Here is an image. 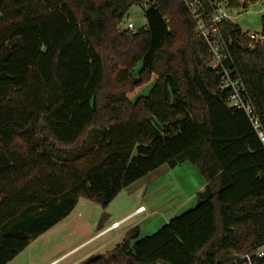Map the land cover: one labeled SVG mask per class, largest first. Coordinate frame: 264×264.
Segmentation results:
<instances>
[{"label":"trees","instance_id":"16d2710c","mask_svg":"<svg viewBox=\"0 0 264 264\" xmlns=\"http://www.w3.org/2000/svg\"><path fill=\"white\" fill-rule=\"evenodd\" d=\"M247 10L259 0H222ZM134 5L146 25L124 28ZM264 23V16L262 18ZM264 127V44L226 22ZM184 0H0V264L63 221L189 160L206 185L157 232L79 264H241L264 243V145L231 107ZM141 78L136 84L134 79ZM156 76L148 95L128 94ZM253 264H264V256Z\"/></svg>","mask_w":264,"mask_h":264},{"label":"rangeland","instance_id":"374dc122","mask_svg":"<svg viewBox=\"0 0 264 264\" xmlns=\"http://www.w3.org/2000/svg\"><path fill=\"white\" fill-rule=\"evenodd\" d=\"M146 6L134 5L125 23L131 20L136 28L146 25ZM232 22L244 31L260 32L263 28L264 6L262 0L247 10L230 9ZM136 84L141 82L140 77ZM156 76L144 85L137 86L128 97L134 102L148 95ZM206 182L200 166L189 160L172 167L165 164L145 177L125 187L117 197L103 207L86 198H80L68 216L56 226L33 238L10 264H45L74 249L59 264H79L95 254H109L126 239V231L138 226L139 235L133 240L157 232L171 218L193 208L198 203L197 194ZM148 208L138 217L113 228L112 223L138 206ZM143 213V214H142ZM112 223V224H111ZM112 227V228H111Z\"/></svg>","mask_w":264,"mask_h":264},{"label":"built area","instance_id":"2783aa9c","mask_svg":"<svg viewBox=\"0 0 264 264\" xmlns=\"http://www.w3.org/2000/svg\"><path fill=\"white\" fill-rule=\"evenodd\" d=\"M195 23L197 32L202 37L212 55L211 68L220 72V88L228 91V102L231 107L242 109L247 114L250 122L256 130L261 142L264 145V127L254 109L247 88L244 85L237 69L229 68L225 65V60L229 55L227 38L223 31L226 22H232V15L226 3L222 0H184ZM264 6V0H262ZM124 28L136 31L135 24L129 20L124 24ZM243 34L250 40L251 45L264 44V23L260 32L244 31ZM144 206H140L135 214L145 211ZM124 221L115 222L112 227L120 226ZM116 226V227H115ZM111 227V228H112ZM264 256V243L252 253L242 257L241 264H253L254 257Z\"/></svg>","mask_w":264,"mask_h":264},{"label":"crops","instance_id":"0c3cea01","mask_svg":"<svg viewBox=\"0 0 264 264\" xmlns=\"http://www.w3.org/2000/svg\"><path fill=\"white\" fill-rule=\"evenodd\" d=\"M205 185H206V182L201 186V189H202V190L204 189ZM140 206H142V205H140ZM140 206H138L137 208H135L133 211L129 212L128 214H126V215L123 216L122 218L113 221L112 223H114V222H120V221H124L123 223H125V222H127V221H131V220H133L134 218L138 217V216L141 215V214H140V213L135 214V211H136ZM145 209H146V212H147V211H148V208L145 207ZM142 214H143V213H142ZM112 223H111V224H112ZM123 223H122V224H123ZM131 228H133V227H131ZM131 228H130V229H131ZM130 229H128L127 231H129ZM127 231H126V233H127ZM72 251H74V249L71 250L70 252H67L66 254H62L61 256H59V257H57V258L51 259L49 262H47V263H45V264H59V263L63 260V258H65V256H68ZM66 258H67V257H66ZM13 260H14V259H13ZM13 260H12V261H13ZM12 261H11V262H12ZM8 264H10V262H9Z\"/></svg>","mask_w":264,"mask_h":264},{"label":"water","instance_id":"95a60500","mask_svg":"<svg viewBox=\"0 0 264 264\" xmlns=\"http://www.w3.org/2000/svg\"><path fill=\"white\" fill-rule=\"evenodd\" d=\"M137 80H138V78H135V79H134V82H137Z\"/></svg>","mask_w":264,"mask_h":264},{"label":"bare ground","instance_id":"6f19581e","mask_svg":"<svg viewBox=\"0 0 264 264\" xmlns=\"http://www.w3.org/2000/svg\"><path fill=\"white\" fill-rule=\"evenodd\" d=\"M66 257V256H65Z\"/></svg>","mask_w":264,"mask_h":264}]
</instances>
